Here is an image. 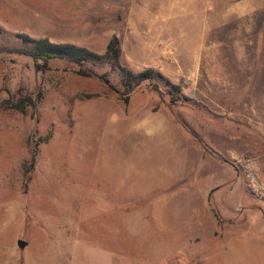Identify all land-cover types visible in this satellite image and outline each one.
Returning a JSON list of instances; mask_svg holds the SVG:
<instances>
[{"label":"rangeland","instance_id":"rangeland-1","mask_svg":"<svg viewBox=\"0 0 264 264\" xmlns=\"http://www.w3.org/2000/svg\"><path fill=\"white\" fill-rule=\"evenodd\" d=\"M0 28L116 38L183 97L0 53V264H264V0H0Z\"/></svg>","mask_w":264,"mask_h":264},{"label":"trees","instance_id":"trees-1","mask_svg":"<svg viewBox=\"0 0 264 264\" xmlns=\"http://www.w3.org/2000/svg\"><path fill=\"white\" fill-rule=\"evenodd\" d=\"M3 30L0 28V36ZM14 38L20 43V47H7L0 45V53L16 54L26 56L32 59L36 72H43L48 69L51 61H66L77 67L75 71L78 76L85 78H99L104 84L108 85L109 81L104 76L98 77L93 71L86 69V63H105L112 69L119 72L121 84L123 87V101L128 102L129 94L143 82H163L169 94L172 96V104H176L183 98L180 87L172 84L170 81L155 70L148 68L137 73L124 68L119 63L121 50L118 40L112 38L106 46L103 54H97L87 48L79 47L70 43H54L48 39H35L24 34H15ZM157 89V85L154 84ZM31 102V100L29 99ZM18 110H23L22 105H17Z\"/></svg>","mask_w":264,"mask_h":264},{"label":"water","instance_id":"water-1","mask_svg":"<svg viewBox=\"0 0 264 264\" xmlns=\"http://www.w3.org/2000/svg\"><path fill=\"white\" fill-rule=\"evenodd\" d=\"M26 244H27V242L24 241V240H22V239H18V240H17V245H18L20 248H23Z\"/></svg>","mask_w":264,"mask_h":264}]
</instances>
